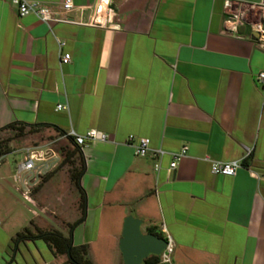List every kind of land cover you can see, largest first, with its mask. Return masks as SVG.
Returning <instances> with one entry per match:
<instances>
[{
  "label": "crops",
  "instance_id": "0c3cea01",
  "mask_svg": "<svg viewBox=\"0 0 264 264\" xmlns=\"http://www.w3.org/2000/svg\"><path fill=\"white\" fill-rule=\"evenodd\" d=\"M71 1L70 18L87 21L96 0ZM225 1L112 0L118 28L56 23L50 32L0 0V129L44 124L108 136L81 150L84 220L70 233L52 227L72 246L86 244L92 264L101 263L94 249L107 242L106 264H123L117 244L128 215L142 221L144 233L170 236L171 264H264V180L248 173L264 174V107L255 82L264 50L245 23L237 35L223 30ZM60 53L70 61L60 64ZM129 136L149 139L150 151L164 154L136 157ZM206 159L239 160L242 167L232 177L213 175ZM7 178L0 174V264H62L43 241L36 245L41 240L10 251L38 215H15ZM49 188L46 182L33 191L34 201Z\"/></svg>",
  "mask_w": 264,
  "mask_h": 264
},
{
  "label": "built area",
  "instance_id": "2783aa9c",
  "mask_svg": "<svg viewBox=\"0 0 264 264\" xmlns=\"http://www.w3.org/2000/svg\"><path fill=\"white\" fill-rule=\"evenodd\" d=\"M111 1L96 0L90 7L91 13L87 21H75L70 18L71 12L75 6L71 0H62L58 5H48L33 0H10L18 16H34L38 21L44 23L51 32L52 26L56 23H69L85 25L96 28L115 29L118 26L111 22ZM223 30L232 35L238 34V29L245 23L249 31L254 35V43L257 47L264 50V0L257 2H247L239 0H226L223 7ZM58 46L61 47V42ZM69 53H60V64H66L70 61ZM255 82L262 94V107H264V70H260L255 75ZM65 106L57 105L56 110H64ZM59 139L70 141L73 145L82 150L90 141H105L108 136L100 131L91 129L84 134H78L73 129L60 133ZM127 143L132 146L136 157H145L151 154L153 157H159L164 154L162 150L150 151L149 139L145 137L129 136ZM21 159L15 162V168L11 175L14 188L21 193L23 198L35 205L32 193L36 186L56 168L58 159L55 152L49 147L33 144L26 146L18 151ZM186 147H182L177 153L172 154L168 165V172L174 170L179 161L185 156ZM6 155L0 156V165L3 163ZM209 163L210 172L213 175H222L232 177L236 171L242 167L239 160L216 161L206 159ZM157 169V165L155 166ZM249 175L254 179L264 180V174L248 170ZM21 189V190H19ZM166 246L158 257V264H171V255L173 252V242L169 235L164 237Z\"/></svg>",
  "mask_w": 264,
  "mask_h": 264
},
{
  "label": "rangeland",
  "instance_id": "374dc122",
  "mask_svg": "<svg viewBox=\"0 0 264 264\" xmlns=\"http://www.w3.org/2000/svg\"><path fill=\"white\" fill-rule=\"evenodd\" d=\"M26 132L27 130L23 132L24 135L19 136L20 134L12 129L0 131V140L7 142V148L10 152L5 156L3 163L0 165V174L3 176L9 175V178H7L9 185L7 186L13 196L11 200L15 202L16 205L15 215L17 216L20 214L25 219H29L32 218L35 213L38 215L35 217L37 227L41 229H50L52 227L63 228L66 221L74 219L76 215H79L77 212L75 213V210L77 209L75 199L78 198V194L70 179L72 171H75L78 168L77 158L75 156H69L67 161L63 162L64 156L69 151V146L66 140L59 139L60 134L51 130L44 131L43 133L26 134ZM33 144L49 147L55 152L58 159L56 168L53 169V171L50 172L33 190L36 192L46 182L50 185L49 189L51 193L45 189L41 198H39V200L35 199L36 201H34V204H36V206L23 198L21 193L14 188L15 185L10 178L15 168V162H18L21 159V154L18 151ZM69 153L70 152H68V155ZM54 190H56V192H54ZM56 194L60 195V200H56L54 197ZM43 205L46 209H39L37 207H42ZM36 245L42 247L43 242L36 241ZM29 249L33 252V245L29 244ZM94 251V258L98 260L100 259V264H106L107 260L111 257L110 242H107V245L105 243L104 247L100 249L99 252H97L96 249H94ZM61 257L62 264H66L65 257Z\"/></svg>",
  "mask_w": 264,
  "mask_h": 264
},
{
  "label": "trees",
  "instance_id": "16d2710c",
  "mask_svg": "<svg viewBox=\"0 0 264 264\" xmlns=\"http://www.w3.org/2000/svg\"><path fill=\"white\" fill-rule=\"evenodd\" d=\"M12 129L17 131L20 135H24L23 132L27 130V133H43L44 131H50L60 134L63 131H60L50 125L44 124H36L31 126L21 125L18 123H12L2 127L0 131ZM23 133V134H22ZM69 146V155L68 152L63 158V162H66L69 156H75L78 161V168L75 171H72L70 179L74 184L75 189L77 190L78 199L76 202L77 211L79 213L78 219L73 224H66V228L69 233L74 227V225L78 222H82L85 218V210H86V198L83 188L79 184V178L83 174L85 170V162L83 158L82 151L80 147L73 145L70 141H68ZM10 153L7 148V142L0 140V156L7 155ZM30 228H24L21 232L17 233L15 237L12 239V245L10 247V251L13 252L15 246L18 243H23L26 241H35L41 240L43 241L47 247L52 251L55 256H64L66 258V264H92L89 260L88 254V246L86 244L72 246L70 236H64L60 231L56 229H41L37 227L33 222H30ZM147 233L155 234L152 228L146 230ZM69 250V257H67V251ZM144 264H158V257L150 256L145 261Z\"/></svg>",
  "mask_w": 264,
  "mask_h": 264
},
{
  "label": "water",
  "instance_id": "95a60500",
  "mask_svg": "<svg viewBox=\"0 0 264 264\" xmlns=\"http://www.w3.org/2000/svg\"><path fill=\"white\" fill-rule=\"evenodd\" d=\"M142 221L128 215L123 219L118 251L123 264H144L150 257H157L166 246L164 237L152 233H144L141 229ZM69 250L67 257H69Z\"/></svg>",
  "mask_w": 264,
  "mask_h": 264
}]
</instances>
